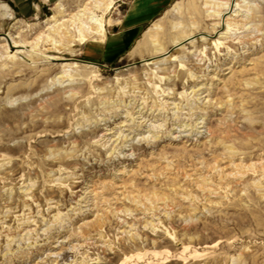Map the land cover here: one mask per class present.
<instances>
[{"label": "rangeland", "instance_id": "1", "mask_svg": "<svg viewBox=\"0 0 264 264\" xmlns=\"http://www.w3.org/2000/svg\"><path fill=\"white\" fill-rule=\"evenodd\" d=\"M126 1H0V264H264V0H173L87 61L70 17Z\"/></svg>", "mask_w": 264, "mask_h": 264}, {"label": "crops", "instance_id": "2", "mask_svg": "<svg viewBox=\"0 0 264 264\" xmlns=\"http://www.w3.org/2000/svg\"><path fill=\"white\" fill-rule=\"evenodd\" d=\"M0 1H6L23 15H27L32 9H37L34 0ZM47 1L41 0L43 3ZM172 1L127 0L115 28L106 32L105 36L101 35L100 39H87L82 48V56L96 64L110 63L122 57L127 53V49L138 41L144 29L160 16Z\"/></svg>", "mask_w": 264, "mask_h": 264}, {"label": "bare ground", "instance_id": "3", "mask_svg": "<svg viewBox=\"0 0 264 264\" xmlns=\"http://www.w3.org/2000/svg\"><path fill=\"white\" fill-rule=\"evenodd\" d=\"M96 1V6H95V8H99V9H104V10H108V9H110L111 7H112V5H113V3L115 2V0H95ZM235 1V0H234ZM84 3V2H83ZM4 7H5V12H6V14H7V16L9 17V18H11L12 17V15L8 12L9 11V8L6 6V5H4ZM55 10H57V11H59V12H63V11H65V6H64V4H63V2H62V0H59L57 3H56V5H55ZM83 7V6H82ZM90 7V6H89ZM224 7H226V6H224ZM229 7V6H228ZM88 8H87V6L86 7H84V8H79L78 10H77V12H75L71 17H70V19H69V21L71 22V23H73V25H74V27H75V30L77 31V33H79V35H80V37H79V39H78V42L80 43V44H82V43H84L86 40H87V37L85 36V34H84V30H83V28L82 27H85L86 29H85V31L87 32V33H93V35L94 34H96V35H103L104 34V32H105V29H104V25H105V23H104V20H103V18L102 17H100V16H98L97 14H95V13H93L92 11H88L87 10ZM100 11V10H99ZM107 12V11H106ZM229 12V11H228ZM225 13V12H224ZM101 14H103L102 12H101ZM104 14H105V11H104ZM215 14V13H214ZM244 15V14H243ZM252 15V14H251ZM6 16V15H5ZM216 16V15H215ZM244 17L245 18H248V15L246 14V15H244ZM262 17V16H261ZM84 19H86V21H83ZM51 20H53L54 21V23L50 26V28H52L53 30L55 29V27H57V28H60V27H62L63 25H64V21H66V20H63L62 22H61V20H58V19H56L55 18V16L53 15V16H51ZM50 20V21H51ZM238 20V19H237ZM242 20V19H241ZM246 21V20H245ZM220 22V21H219ZM94 25L95 26V28H91V25ZM72 25V24H71ZM225 25V24H224ZM216 26V25H215ZM214 27V26H213ZM217 27V26H216ZM242 27V26H241ZM71 30V29H70ZM56 31H58V30H56ZM23 32V31H22ZM246 32V31H245ZM224 34V33H223ZM251 34V33H250ZM46 35V34H45ZM104 36V35H103ZM234 36H235V34H234ZM253 36V35H252ZM48 37V36H47ZM230 36H228V38H229ZM236 37V36H235ZM6 41H7V43L11 46V47H22V44H20L17 40H15V38H16V36H12L11 34H4V37H3ZM43 38H45V37H43ZM17 39V38H16ZM51 39V38H50ZM222 39V38H221ZM236 39V38H235ZM250 39H253V37L252 38H250ZM2 40V39H1ZM19 40V39H18ZM225 40V39H224ZM227 40V39H226ZM230 40V39H229ZM245 40V42H246V39H244ZM50 42V41H49ZM58 42V41H57ZM221 42V41H220ZM230 42V41H229ZM235 42V41H234ZM237 42V41H236ZM55 43V42H54ZM59 43V42H58ZM248 43V42H247ZM251 43V42H250ZM214 45V44H213ZM225 48V47H224ZM217 49V48H216ZM17 53H21L22 52V50H20V49H17V51H16ZM219 53V52H218ZM50 59H56V57H54V56H48ZM68 66V65H67Z\"/></svg>", "mask_w": 264, "mask_h": 264}, {"label": "water", "instance_id": "4", "mask_svg": "<svg viewBox=\"0 0 264 264\" xmlns=\"http://www.w3.org/2000/svg\"><path fill=\"white\" fill-rule=\"evenodd\" d=\"M86 63H88V62H86ZM95 65H97V64H95Z\"/></svg>", "mask_w": 264, "mask_h": 264}]
</instances>
